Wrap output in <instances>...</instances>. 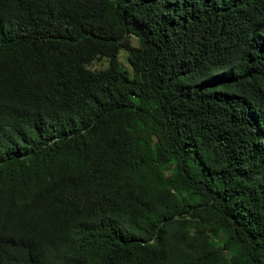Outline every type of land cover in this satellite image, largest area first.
Returning <instances> with one entry per match:
<instances>
[{
    "label": "trees",
    "instance_id": "obj_1",
    "mask_svg": "<svg viewBox=\"0 0 264 264\" xmlns=\"http://www.w3.org/2000/svg\"><path fill=\"white\" fill-rule=\"evenodd\" d=\"M0 264H264V0H0Z\"/></svg>",
    "mask_w": 264,
    "mask_h": 264
},
{
    "label": "rangeland",
    "instance_id": "obj_2",
    "mask_svg": "<svg viewBox=\"0 0 264 264\" xmlns=\"http://www.w3.org/2000/svg\"><path fill=\"white\" fill-rule=\"evenodd\" d=\"M118 56H119V61L124 63V61H123V54H122V51L121 50L119 51V55ZM104 65H105V60L104 59H101L99 61L98 60L97 61H94L91 66L97 68V67H102Z\"/></svg>",
    "mask_w": 264,
    "mask_h": 264
}]
</instances>
